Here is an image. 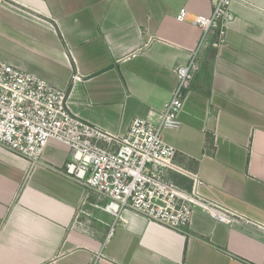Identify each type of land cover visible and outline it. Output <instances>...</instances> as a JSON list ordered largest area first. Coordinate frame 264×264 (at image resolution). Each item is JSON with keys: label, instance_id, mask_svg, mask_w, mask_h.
<instances>
[{"label": "crops", "instance_id": "1", "mask_svg": "<svg viewBox=\"0 0 264 264\" xmlns=\"http://www.w3.org/2000/svg\"><path fill=\"white\" fill-rule=\"evenodd\" d=\"M181 9L211 0H0V60L66 92L70 112L111 135L133 119L157 122L202 38ZM224 42L210 31L184 94L175 149L162 176L262 226L218 223L197 212L172 231L64 177L68 148L46 144L35 165L0 146V264H264V0H233ZM103 145V144H101Z\"/></svg>", "mask_w": 264, "mask_h": 264}, {"label": "built area", "instance_id": "2", "mask_svg": "<svg viewBox=\"0 0 264 264\" xmlns=\"http://www.w3.org/2000/svg\"><path fill=\"white\" fill-rule=\"evenodd\" d=\"M232 1L211 0L207 16L179 11L176 21L198 27L202 38L187 63L176 69V86L158 121L135 118L123 135H111L82 121L68 109L65 91L0 60V146L35 165L48 141L65 145L69 158L60 173L106 200L100 209L113 218L108 237L126 211L178 232L197 212L218 223L262 230V226L202 197L197 191L201 182L195 176L190 175V192L162 176L166 169L178 170L173 164L176 151L164 141L163 133L180 127L184 94L199 68V47L210 31L217 32L218 43L224 42L232 20ZM89 264L111 263L99 251Z\"/></svg>", "mask_w": 264, "mask_h": 264}]
</instances>
